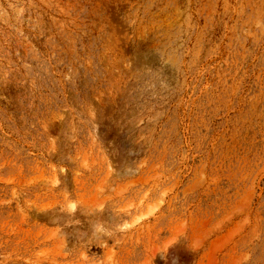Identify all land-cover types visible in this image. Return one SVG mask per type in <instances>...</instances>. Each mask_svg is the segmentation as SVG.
Segmentation results:
<instances>
[{"label": "rangeland", "instance_id": "374dc122", "mask_svg": "<svg viewBox=\"0 0 264 264\" xmlns=\"http://www.w3.org/2000/svg\"><path fill=\"white\" fill-rule=\"evenodd\" d=\"M0 264H264V0H0Z\"/></svg>", "mask_w": 264, "mask_h": 264}]
</instances>
